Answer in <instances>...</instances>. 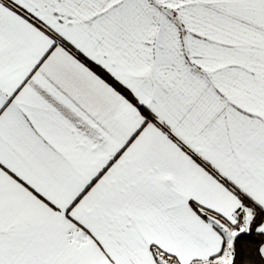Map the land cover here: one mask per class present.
<instances>
[{
  "label": "snow or ice",
  "instance_id": "obj_1",
  "mask_svg": "<svg viewBox=\"0 0 264 264\" xmlns=\"http://www.w3.org/2000/svg\"><path fill=\"white\" fill-rule=\"evenodd\" d=\"M0 264H264V0H0Z\"/></svg>",
  "mask_w": 264,
  "mask_h": 264
}]
</instances>
